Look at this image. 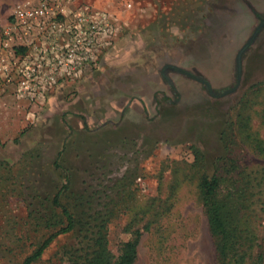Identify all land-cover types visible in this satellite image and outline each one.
<instances>
[{
  "label": "rangeland",
  "instance_id": "1",
  "mask_svg": "<svg viewBox=\"0 0 264 264\" xmlns=\"http://www.w3.org/2000/svg\"><path fill=\"white\" fill-rule=\"evenodd\" d=\"M29 1L0 0V29ZM79 2L109 16L97 62L40 99L0 97V264L65 226L62 187L82 221L110 214L116 257L135 238L134 264H220L199 186L217 167L222 198L252 174L240 222L264 248V0ZM78 242L33 264H69Z\"/></svg>",
  "mask_w": 264,
  "mask_h": 264
},
{
  "label": "built area",
  "instance_id": "2",
  "mask_svg": "<svg viewBox=\"0 0 264 264\" xmlns=\"http://www.w3.org/2000/svg\"><path fill=\"white\" fill-rule=\"evenodd\" d=\"M78 2L36 0L15 6L0 29L1 89L13 87L18 98L37 100L97 62L100 31H112L109 16Z\"/></svg>",
  "mask_w": 264,
  "mask_h": 264
},
{
  "label": "trees",
  "instance_id": "3",
  "mask_svg": "<svg viewBox=\"0 0 264 264\" xmlns=\"http://www.w3.org/2000/svg\"><path fill=\"white\" fill-rule=\"evenodd\" d=\"M198 153V150L195 151ZM226 163L227 171H231ZM219 167L212 173L205 172L200 178V191L203 206L208 216L209 229L220 264H264V248L257 240V234L250 225V221L240 222L246 218L247 188L253 185L250 172L243 175L242 180L233 182L232 188L225 197L218 192L225 177L219 173ZM260 182V181H259ZM64 190L62 187L53 199V203L61 208L65 226L57 229L39 247L26 257L23 264H33L41 258L50 243L61 234H73L78 239L77 244H71L66 249L69 264H134L138 254V240H129L122 244L119 256H115L108 246L106 222L108 213H94L88 215L87 221L72 212L61 201Z\"/></svg>",
  "mask_w": 264,
  "mask_h": 264
},
{
  "label": "crops",
  "instance_id": "4",
  "mask_svg": "<svg viewBox=\"0 0 264 264\" xmlns=\"http://www.w3.org/2000/svg\"><path fill=\"white\" fill-rule=\"evenodd\" d=\"M5 91H7V88H3V89H1V87H0V97H1V95H3V94L6 93ZM11 91H13V90H11ZM15 94H16V93H15Z\"/></svg>",
  "mask_w": 264,
  "mask_h": 264
}]
</instances>
